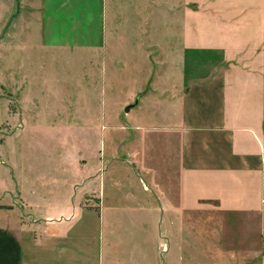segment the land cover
<instances>
[{
    "label": "crops",
    "instance_id": "0c3cea01",
    "mask_svg": "<svg viewBox=\"0 0 264 264\" xmlns=\"http://www.w3.org/2000/svg\"><path fill=\"white\" fill-rule=\"evenodd\" d=\"M38 6L40 49L87 50L95 83L101 69L125 95L114 140L137 189L120 178L107 203L94 172L38 171L46 156L26 151V205L15 167L0 176V264H157L160 217L172 236L173 217L232 216L256 227L245 247L264 261V0Z\"/></svg>",
    "mask_w": 264,
    "mask_h": 264
},
{
    "label": "rangeland",
    "instance_id": "374dc122",
    "mask_svg": "<svg viewBox=\"0 0 264 264\" xmlns=\"http://www.w3.org/2000/svg\"><path fill=\"white\" fill-rule=\"evenodd\" d=\"M39 24L38 0H0V176L6 170L5 180L10 182L16 174L11 166L15 167L26 205L28 151L46 156L38 171L45 166L46 173L62 169L63 175L74 176L78 170L80 177L94 172L102 182V198L113 202L120 195V178L137 189L131 172L125 171L130 166L120 162V142L114 140L121 131L117 124L125 122L124 110L123 117L116 118L125 95L112 88L105 92L101 69H95V83L87 50L40 49ZM147 63L132 62L127 73L140 71ZM131 87L140 86L124 85L125 90ZM128 132L135 139L141 134ZM108 136L110 140L104 139ZM159 150L165 152L162 146ZM167 218L160 217L157 264H264L245 247L256 227L243 217H173L172 236L167 235Z\"/></svg>",
    "mask_w": 264,
    "mask_h": 264
},
{
    "label": "water",
    "instance_id": "95a60500",
    "mask_svg": "<svg viewBox=\"0 0 264 264\" xmlns=\"http://www.w3.org/2000/svg\"><path fill=\"white\" fill-rule=\"evenodd\" d=\"M130 107H127V109H129Z\"/></svg>",
    "mask_w": 264,
    "mask_h": 264
}]
</instances>
